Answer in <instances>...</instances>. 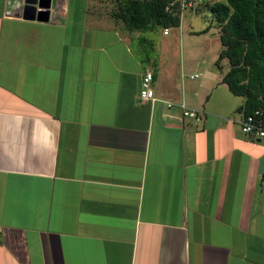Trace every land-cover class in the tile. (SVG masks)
Listing matches in <instances>:
<instances>
[{"label": "crops", "instance_id": "obj_1", "mask_svg": "<svg viewBox=\"0 0 264 264\" xmlns=\"http://www.w3.org/2000/svg\"><path fill=\"white\" fill-rule=\"evenodd\" d=\"M115 3L51 0L40 21L0 0V264H264V142L240 130L243 97L216 56L174 63L159 42L152 61L170 29L130 31Z\"/></svg>", "mask_w": 264, "mask_h": 264}, {"label": "trees", "instance_id": "obj_2", "mask_svg": "<svg viewBox=\"0 0 264 264\" xmlns=\"http://www.w3.org/2000/svg\"><path fill=\"white\" fill-rule=\"evenodd\" d=\"M167 1L116 0L112 15L130 31L179 26V13L164 9ZM191 11L208 12L219 30L222 49L216 65L221 69V60H227L221 81L243 97L239 109L249 113L264 107V0H203Z\"/></svg>", "mask_w": 264, "mask_h": 264}, {"label": "rangeland", "instance_id": "obj_3", "mask_svg": "<svg viewBox=\"0 0 264 264\" xmlns=\"http://www.w3.org/2000/svg\"><path fill=\"white\" fill-rule=\"evenodd\" d=\"M206 1V0H205ZM211 1V0H207ZM186 14V15H185ZM181 22V27H169V35L167 36H160V32L155 33L154 31L151 32L154 37L153 46L149 42V46L152 47L151 49L147 47L146 51L150 54L152 61H156L158 58L159 51H165L164 48L160 49L159 42L162 43L163 46H168V51L165 54L167 57L172 58L174 63H179L182 61L194 60V59H201L202 57L206 59H212V57L217 58L219 55L222 45L219 37V30L214 26V23H211V16L208 12L199 13L193 16L190 12H185ZM209 26L210 31H206V33L197 32V28L201 26ZM194 28V29H193ZM161 30L162 28L159 27ZM193 31H196L193 33ZM149 33V32H147ZM150 33V34H151ZM155 33V34H154ZM211 33H218V35L211 36ZM157 37H159L157 39ZM166 41H172L170 43H165ZM172 43V44H171ZM174 48V49H173ZM173 52V53H172ZM222 62V69H219L217 65H215V69L218 70L217 72L223 74L228 69V62L226 59L221 60ZM224 72H221L223 71ZM200 72V69H192L188 71L186 74L184 72L183 79H189L190 74H194ZM220 73L218 74L220 76ZM226 89V88H225ZM229 97H231L233 104L237 101L238 97L233 94L229 89L226 90ZM236 99V100H235ZM227 107L231 105V103H227ZM232 116H239V112L235 111L231 113Z\"/></svg>", "mask_w": 264, "mask_h": 264}, {"label": "built area", "instance_id": "obj_4", "mask_svg": "<svg viewBox=\"0 0 264 264\" xmlns=\"http://www.w3.org/2000/svg\"><path fill=\"white\" fill-rule=\"evenodd\" d=\"M202 1L203 0H168L164 9L166 12L175 10L179 13L180 18H182L186 11H191ZM168 30L169 28H164V34H167ZM196 76L197 74L191 75L192 78ZM152 81L153 72L151 70H146L142 75L138 93L140 100H155ZM167 106L172 107L173 105L172 103H168ZM180 107L182 109L183 116L192 118L195 121H200L202 119L201 111L189 109L184 104H181ZM238 123L242 133L264 142V107H258L249 113H243Z\"/></svg>", "mask_w": 264, "mask_h": 264}, {"label": "water", "instance_id": "obj_5", "mask_svg": "<svg viewBox=\"0 0 264 264\" xmlns=\"http://www.w3.org/2000/svg\"><path fill=\"white\" fill-rule=\"evenodd\" d=\"M51 0H23L22 14L27 18H37L40 21H47Z\"/></svg>", "mask_w": 264, "mask_h": 264}]
</instances>
